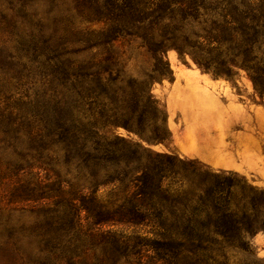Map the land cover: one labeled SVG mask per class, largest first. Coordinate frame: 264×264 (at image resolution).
<instances>
[{"label": "trees", "instance_id": "1", "mask_svg": "<svg viewBox=\"0 0 264 264\" xmlns=\"http://www.w3.org/2000/svg\"><path fill=\"white\" fill-rule=\"evenodd\" d=\"M73 1L87 21L104 23L102 30L86 29L78 38L86 49L119 39H138L155 52L169 44L209 69V60L194 54L206 48L245 70L264 98V58L256 46L264 0ZM18 8L26 10V4L9 5L12 12ZM200 9L210 13L203 34L193 25ZM64 33L32 40L29 74L38 83L19 108L0 101V145L29 169L48 165L45 151L60 146L64 163L73 164L89 186L50 192L39 182L18 181L14 191L1 194L7 207L30 203L38 215L21 237L0 215L2 261L115 264L123 255L136 264H225V251H246L253 236L264 234V189L236 173L153 151L150 145L171 142L163 106L140 83L116 86L109 67L67 58L72 42L66 36L80 33ZM118 128L136 140L117 135ZM107 186L115 191L105 204L96 195ZM98 246L103 256H94Z\"/></svg>", "mask_w": 264, "mask_h": 264}, {"label": "rangeland", "instance_id": "2", "mask_svg": "<svg viewBox=\"0 0 264 264\" xmlns=\"http://www.w3.org/2000/svg\"><path fill=\"white\" fill-rule=\"evenodd\" d=\"M16 1L0 0L2 104L19 108L33 94L38 82L34 83L29 74L32 40L47 39L54 34L63 36L71 28L80 34L66 36V40L72 42L68 47L72 53L67 58L98 63L100 68L109 67L116 86L140 83L163 106L171 142L167 146L150 145L153 151L173 152L212 169L236 173L253 186L264 189V98L259 96L245 70L229 65V57L207 53L206 48L194 51L196 57L209 60L211 67L205 69L189 53L180 56L169 44H165L163 52H155L141 46L138 39H119L110 46L86 49L87 43L78 38L85 35L86 29L102 30L104 23L87 21L75 10L73 0H18L26 4V10L18 8L12 12L9 5ZM247 9L250 7L245 4L243 12ZM199 13L193 25L195 31L203 34V29L209 26L204 21L209 19L210 13L203 9ZM258 24L256 46L258 57L264 58V23ZM116 134L136 140L121 128ZM44 154L50 157L46 160L48 165L42 169L34 165L29 169L10 149L0 145V195L14 191L18 181L39 182L50 192L60 187L64 191L78 192L89 186L73 164L64 163L60 146L51 145ZM113 189V186L100 188L96 197L102 203H109L114 197ZM83 194L89 196L90 191ZM5 202L0 203L1 222L14 226L21 237L38 218L35 208L30 203L7 207ZM84 217L82 213V222L86 225ZM102 228L123 231V228ZM104 253L100 246L93 249L94 256ZM225 253V264H264V234L253 236L246 251ZM0 264H5L1 256ZM115 264H136V261L121 255Z\"/></svg>", "mask_w": 264, "mask_h": 264}]
</instances>
